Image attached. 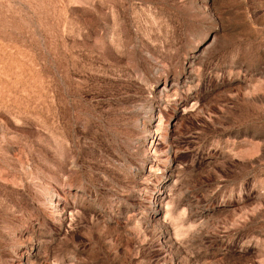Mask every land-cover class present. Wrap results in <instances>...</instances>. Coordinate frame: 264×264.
Listing matches in <instances>:
<instances>
[{"label":"rangeland","instance_id":"rangeland-1","mask_svg":"<svg viewBox=\"0 0 264 264\" xmlns=\"http://www.w3.org/2000/svg\"><path fill=\"white\" fill-rule=\"evenodd\" d=\"M0 264H264V0H0Z\"/></svg>","mask_w":264,"mask_h":264}]
</instances>
